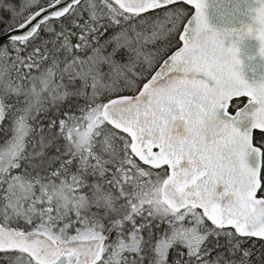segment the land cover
Listing matches in <instances>:
<instances>
[{
  "label": "snow or ice",
  "instance_id": "snow-or-ice-1",
  "mask_svg": "<svg viewBox=\"0 0 264 264\" xmlns=\"http://www.w3.org/2000/svg\"><path fill=\"white\" fill-rule=\"evenodd\" d=\"M256 4L0 0V264H264Z\"/></svg>",
  "mask_w": 264,
  "mask_h": 264
},
{
  "label": "water",
  "instance_id": "water-1",
  "mask_svg": "<svg viewBox=\"0 0 264 264\" xmlns=\"http://www.w3.org/2000/svg\"><path fill=\"white\" fill-rule=\"evenodd\" d=\"M256 6V0H207L205 11L213 29L239 31L252 22V10ZM225 43L227 46L229 41ZM259 47L260 42L254 37H245L237 43L241 61L239 68L243 78L250 84L264 82V57L260 56Z\"/></svg>",
  "mask_w": 264,
  "mask_h": 264
},
{
  "label": "trees",
  "instance_id": "trees-1",
  "mask_svg": "<svg viewBox=\"0 0 264 264\" xmlns=\"http://www.w3.org/2000/svg\"><path fill=\"white\" fill-rule=\"evenodd\" d=\"M239 103H240V105H242V101H240Z\"/></svg>",
  "mask_w": 264,
  "mask_h": 264
}]
</instances>
